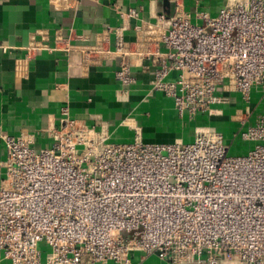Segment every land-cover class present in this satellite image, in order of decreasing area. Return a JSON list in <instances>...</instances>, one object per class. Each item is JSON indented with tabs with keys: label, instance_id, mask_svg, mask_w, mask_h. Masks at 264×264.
I'll return each mask as SVG.
<instances>
[{
	"label": "built area",
	"instance_id": "built-area-1",
	"mask_svg": "<svg viewBox=\"0 0 264 264\" xmlns=\"http://www.w3.org/2000/svg\"><path fill=\"white\" fill-rule=\"evenodd\" d=\"M172 3V14L137 24L133 40L118 30L114 48L104 29L80 46V64L115 59L123 99L147 68L152 89L190 118L222 115L234 104L231 94L248 101L254 86L264 88V0H225L215 15ZM235 114L247 115L242 125L250 115ZM44 132L52 145L40 149L25 133L3 135L0 253L7 264H129L135 251L168 264H264V112L240 131L253 144L242 155L228 154L215 126L197 127L190 142L146 143L138 128L131 141L111 142L105 126L71 117L66 104L60 124ZM43 240L50 247L44 263Z\"/></svg>",
	"mask_w": 264,
	"mask_h": 264
},
{
	"label": "crops",
	"instance_id": "crops-1",
	"mask_svg": "<svg viewBox=\"0 0 264 264\" xmlns=\"http://www.w3.org/2000/svg\"><path fill=\"white\" fill-rule=\"evenodd\" d=\"M0 0V183L7 153L3 135L25 133L36 149L50 147L44 128L60 124V108L87 125L108 129L109 140L126 143L138 128L143 142L192 141L197 127L215 126L226 115L180 116L171 98L152 89L148 69L120 98L115 59L83 67L80 46L95 43L106 28L109 47L121 31L125 40L136 36V25L155 23L160 13L174 12L172 0ZM185 12L215 15L225 0H180ZM134 8L136 16L122 17ZM63 47L49 50L57 39ZM37 43L46 45L35 47ZM69 48L65 50V46ZM73 46V47H70ZM129 264H168L154 254L135 251ZM0 264H7L0 253ZM114 264V263H108Z\"/></svg>",
	"mask_w": 264,
	"mask_h": 264
},
{
	"label": "rangeland",
	"instance_id": "rangeland-1",
	"mask_svg": "<svg viewBox=\"0 0 264 264\" xmlns=\"http://www.w3.org/2000/svg\"><path fill=\"white\" fill-rule=\"evenodd\" d=\"M231 96L234 100V104L225 106L224 108L226 115H223L224 117L222 116L221 120L215 119L213 122L215 127L220 132H222L224 140L229 146L228 154L242 155L245 154L253 144L252 142L243 140L240 136V131L253 124L257 114L264 112V88L261 85L254 86L248 101L243 99L239 93L231 94ZM237 109H241L244 112L250 113L249 119L243 125L239 120L246 119L247 115H236L235 112ZM218 115L221 116L220 114ZM198 116L208 117L203 114ZM188 141L189 140H186L185 142ZM38 247L41 252L42 263H44L47 255L50 252V247L44 240L39 243Z\"/></svg>",
	"mask_w": 264,
	"mask_h": 264
},
{
	"label": "water",
	"instance_id": "water-1",
	"mask_svg": "<svg viewBox=\"0 0 264 264\" xmlns=\"http://www.w3.org/2000/svg\"><path fill=\"white\" fill-rule=\"evenodd\" d=\"M164 4H165V6H168V2L166 0L164 1Z\"/></svg>",
	"mask_w": 264,
	"mask_h": 264
},
{
	"label": "trees",
	"instance_id": "trees-1",
	"mask_svg": "<svg viewBox=\"0 0 264 264\" xmlns=\"http://www.w3.org/2000/svg\"><path fill=\"white\" fill-rule=\"evenodd\" d=\"M223 115V114H222ZM224 117V116H223Z\"/></svg>",
	"mask_w": 264,
	"mask_h": 264
}]
</instances>
